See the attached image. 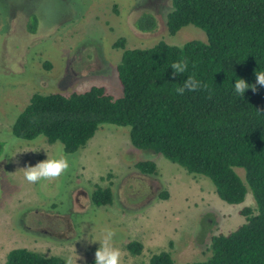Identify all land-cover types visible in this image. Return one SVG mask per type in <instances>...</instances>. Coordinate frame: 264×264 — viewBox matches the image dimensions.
<instances>
[{"label":"rangeland","instance_id":"obj_1","mask_svg":"<svg viewBox=\"0 0 264 264\" xmlns=\"http://www.w3.org/2000/svg\"><path fill=\"white\" fill-rule=\"evenodd\" d=\"M170 10V0H0V264L15 248L73 264L95 262L109 230L115 233L109 246L120 250V264H147L160 251L169 253L174 264L202 262L210 256V238L242 224V208L254 210L248 191L242 203L227 205L206 178L133 148L127 127L100 125L73 154L42 136L24 141L10 132L34 93L67 96L103 87L119 98L115 66L121 49L112 47L118 38L124 49H145L159 41L175 47L205 42L204 33L192 25L169 36L165 17ZM142 12L155 19L152 32L134 28ZM62 156L69 167L58 179L25 180L26 165ZM144 160L154 163L155 176L133 168ZM233 170L242 180V170ZM94 186L110 189L109 205L90 203ZM133 241L142 247L138 255L126 250Z\"/></svg>","mask_w":264,"mask_h":264},{"label":"trees","instance_id":"obj_2","mask_svg":"<svg viewBox=\"0 0 264 264\" xmlns=\"http://www.w3.org/2000/svg\"><path fill=\"white\" fill-rule=\"evenodd\" d=\"M170 7L167 34L192 25L204 33L205 42L190 40L175 47L159 41L145 49H124V40L118 38L112 47L121 49L115 66L119 98L103 87L67 96L34 93L10 132L24 141L42 136L48 144L59 143L64 154H73L100 125L127 127L133 148L159 154L186 173L206 178L225 204L238 205L250 193L254 210H240L244 222L212 236L206 260L186 264H264V87L256 84L255 75L264 73V0H170ZM35 24L32 16L31 31ZM133 26L149 33L156 23L142 12ZM184 61L186 71L173 76L172 64ZM189 77L200 86L195 91L184 88L181 95L177 89ZM237 79L256 90L238 94ZM133 168L140 175H156L152 161H139ZM234 168L242 170V180ZM166 197L165 192L159 194L162 200ZM111 200L108 187L94 186L89 195L95 207ZM141 248L134 241L126 245L132 255ZM3 264L67 262L15 248L6 253ZM147 264L174 263L169 253L160 251Z\"/></svg>","mask_w":264,"mask_h":264},{"label":"clouds","instance_id":"obj_3","mask_svg":"<svg viewBox=\"0 0 264 264\" xmlns=\"http://www.w3.org/2000/svg\"><path fill=\"white\" fill-rule=\"evenodd\" d=\"M173 76L182 74L187 69V61L183 63L177 62L172 64ZM256 75V84L264 87V73H255ZM199 82L195 79L189 77L183 88H178L177 92L181 95L183 94L184 88H187L189 91H195L199 87ZM251 88L252 91H255L254 85H249L243 79H237L235 82V91L244 95V92ZM7 151V149H5ZM68 161L65 157L60 159H47L37 163L34 166H25L24 169V178L27 182L35 184L41 180H54L58 179L63 173L68 169ZM115 233L111 230L107 231L103 237V240L95 252V264H120L121 252L119 249L109 246V242L112 240V237ZM78 257V256H77ZM79 259V257H78ZM67 264H73L71 259L68 260Z\"/></svg>","mask_w":264,"mask_h":264}]
</instances>
